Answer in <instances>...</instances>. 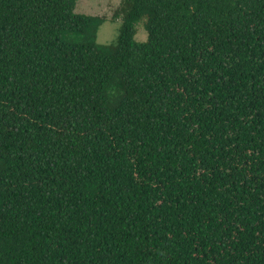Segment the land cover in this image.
<instances>
[{
    "label": "trees",
    "instance_id": "trees-1",
    "mask_svg": "<svg viewBox=\"0 0 264 264\" xmlns=\"http://www.w3.org/2000/svg\"><path fill=\"white\" fill-rule=\"evenodd\" d=\"M77 1L0 0V264H264V0Z\"/></svg>",
    "mask_w": 264,
    "mask_h": 264
},
{
    "label": "rangeland",
    "instance_id": "rangeland-1",
    "mask_svg": "<svg viewBox=\"0 0 264 264\" xmlns=\"http://www.w3.org/2000/svg\"><path fill=\"white\" fill-rule=\"evenodd\" d=\"M121 3L122 0H78L74 13L103 18L105 21L97 31L96 43L98 45H110L116 42L122 23L120 16L117 18L114 16ZM144 24L145 21L142 20L135 25L136 34L134 40L137 43H145L147 41Z\"/></svg>",
    "mask_w": 264,
    "mask_h": 264
}]
</instances>
